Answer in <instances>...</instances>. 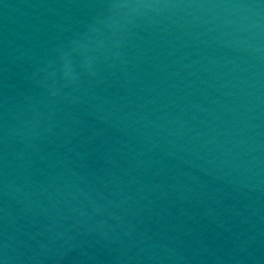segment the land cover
I'll use <instances>...</instances> for the list:
<instances>
[{
  "label": "water",
  "instance_id": "1",
  "mask_svg": "<svg viewBox=\"0 0 264 264\" xmlns=\"http://www.w3.org/2000/svg\"><path fill=\"white\" fill-rule=\"evenodd\" d=\"M0 264H264V0H0Z\"/></svg>",
  "mask_w": 264,
  "mask_h": 264
}]
</instances>
